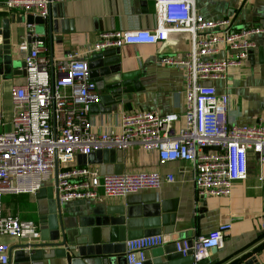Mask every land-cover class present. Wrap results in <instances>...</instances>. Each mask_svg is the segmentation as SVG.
<instances>
[{"label":"crops","instance_id":"0c3cea01","mask_svg":"<svg viewBox=\"0 0 264 264\" xmlns=\"http://www.w3.org/2000/svg\"><path fill=\"white\" fill-rule=\"evenodd\" d=\"M5 1L0 0V51L9 45L13 65L8 72L0 71V113L5 123L0 131L10 129L12 88L25 82L22 42L29 48L39 42L40 55L50 63L82 54L101 33L152 29L155 25L154 0H65L50 5L45 23L38 27L43 34H34L33 26L27 29V16L7 10ZM194 6L206 20L229 19L235 27L264 30V0H194ZM38 35L45 40L30 42ZM255 41L257 48L243 67L230 70L226 81L215 83L217 92L229 97L231 126L264 123V34ZM108 50L94 54L111 52ZM117 51L105 61L112 65L117 61L115 74L125 78L128 89L121 93L123 100L111 103L106 86L97 85L99 101L88 113L91 131L118 134L124 116L149 111L177 114L178 126L184 112L183 71L167 67L161 60L184 58L189 51L188 36L170 33L165 43L126 45ZM76 157L71 167H79ZM92 161L84 167L100 175L159 173L162 177L172 175L173 181L156 191L145 189L123 198H104L99 191L95 200L73 201L59 209L54 205V175L35 194L5 195L1 198L2 214L33 222L39 232V238L30 242L0 235V243L10 249L7 264H96L95 259L103 254L112 258L113 264H126L124 241L149 235H161L163 242L146 252L144 264H239L252 257L264 262V166L259 167L252 155L248 157L247 178L235 182L229 196L204 199L196 196L190 167L176 162L160 165L155 152L138 145L102 151ZM222 226L228 229L205 260L194 263L174 252L175 241L208 236ZM62 236L66 246L60 245ZM52 242L59 245L50 246Z\"/></svg>","mask_w":264,"mask_h":264},{"label":"built area","instance_id":"2783aa9c","mask_svg":"<svg viewBox=\"0 0 264 264\" xmlns=\"http://www.w3.org/2000/svg\"><path fill=\"white\" fill-rule=\"evenodd\" d=\"M65 0H6L4 7L26 16L46 19L49 7ZM152 29L101 33L90 49L48 62L40 43L24 52L25 82L11 91L13 113L9 130L0 131V235L28 242L39 238L36 225L2 214L5 195L37 193L53 175L60 205L73 201L123 198L139 191L158 190L171 183L170 174H104L87 166L71 167L77 155L126 150L138 145L155 152L160 165L184 163L193 173L197 198L227 197L235 182L247 178L248 157L264 166V123L231 126L227 118L229 97L215 83L226 81L230 70L240 69L256 50L257 27H235L231 20L211 21L199 15L194 0H154ZM32 26L27 25V29ZM170 33H185L189 51L184 58L165 57L167 67L183 71L182 121L177 114L137 112L122 118L118 134L93 133L88 113L99 97L90 77L91 54L126 45L165 43ZM52 71V79L51 73ZM5 125L0 113V128ZM264 229V218L261 220ZM228 227L208 236L178 240L174 252L194 263L205 260L219 246ZM161 235L124 241L126 264H144L146 252L162 245ZM10 249L0 243V264H7Z\"/></svg>","mask_w":264,"mask_h":264},{"label":"water","instance_id":"95a60500","mask_svg":"<svg viewBox=\"0 0 264 264\" xmlns=\"http://www.w3.org/2000/svg\"><path fill=\"white\" fill-rule=\"evenodd\" d=\"M54 5V4H52ZM56 5V4H55ZM58 5V4H57ZM51 7V6H50ZM48 24L50 26V19L48 20ZM26 22L28 25L33 26L34 28V34H37L40 32L38 27H41L45 23L43 19H40L38 17H32V16H27ZM38 34H43L41 31ZM39 37L36 38H30V42H35V41H44L45 37L43 35H38ZM41 36V37H40ZM51 33H49V40L50 42L52 41L51 39ZM8 42L5 41L4 45H7ZM9 46V45H8ZM5 46V51H0V71L5 70L8 72V70L11 69L13 65V59L9 53V47ZM2 47H0L1 50ZM111 51L109 53L102 52L99 54H93L91 58L88 59V66L90 69V77L95 80L96 84V90H98L97 85H100L102 83L103 85L106 86L108 95L111 96V99L109 97V102L111 103H119L121 100H123L121 93H125L128 88L127 83H125V78H121V76L116 72V67L112 65L111 63L108 64V62L105 61V59L108 58V55H117V49H111L108 50ZM92 59H98L99 61L96 62H91ZM24 70V65L22 66ZM11 75H14V71H10ZM25 73V70L23 71ZM11 77V76H10ZM8 77V78H10ZM94 82V83H95ZM99 83V84H98ZM102 151L95 152L92 154H89L87 156H82V155H77L76 159L78 161V166L81 165H86V164H93L94 161H92V157H94L95 154L101 153ZM104 152H110V151H104ZM82 163V164H81ZM54 205L59 209L60 204L58 203L57 199L55 198ZM59 244L52 242L50 246H58ZM61 246H66L65 243V238L62 236V241L60 243ZM21 248H27V247H33L32 245H22L20 246ZM114 260L110 257H107L105 254L98 256L97 259H95L96 264H113ZM239 264H264V262H260L258 258L252 257V258H247L243 260Z\"/></svg>","mask_w":264,"mask_h":264},{"label":"rangeland","instance_id":"374dc122","mask_svg":"<svg viewBox=\"0 0 264 264\" xmlns=\"http://www.w3.org/2000/svg\"><path fill=\"white\" fill-rule=\"evenodd\" d=\"M257 48V47H256Z\"/></svg>","mask_w":264,"mask_h":264}]
</instances>
